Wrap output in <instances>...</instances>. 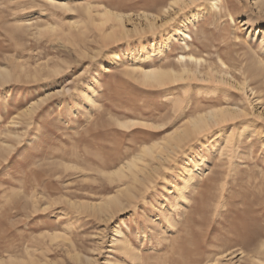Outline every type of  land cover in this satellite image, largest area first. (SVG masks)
Wrapping results in <instances>:
<instances>
[{"label": "rangeland", "instance_id": "374dc122", "mask_svg": "<svg viewBox=\"0 0 264 264\" xmlns=\"http://www.w3.org/2000/svg\"><path fill=\"white\" fill-rule=\"evenodd\" d=\"M59 1L71 9L0 0V264H264V1L199 6L190 51L175 31L190 7ZM103 8L124 29L100 25ZM182 53L223 82H142ZM234 105L237 120L184 136Z\"/></svg>", "mask_w": 264, "mask_h": 264}, {"label": "bare ground", "instance_id": "6f19581e", "mask_svg": "<svg viewBox=\"0 0 264 264\" xmlns=\"http://www.w3.org/2000/svg\"><path fill=\"white\" fill-rule=\"evenodd\" d=\"M47 1H50V2L54 1V3L56 2L59 5L65 7V8L71 9V7H69L68 4L65 3V2L62 3V1H59V0H47ZM80 1H82V0H80ZM155 1H165V0H155ZM198 1H201V0H179V1L171 0L170 2H160L158 4L159 8H157V12L158 13H162V14H170V13H172V15H173L175 13V9H176V11H181L182 9H185V8L188 9L189 7L191 8V7H194L196 5L195 7L198 8L196 11H192V9L189 8V13L190 14H185L186 12L184 14H182V16H183V20H182L183 21V25L178 26L176 28V30H175L177 33L180 34L181 39L183 40L182 41L183 48L186 49L187 51H190L191 46H192V44H189V42L187 40V38H189V40H192L190 34L188 32H186L187 29H188V26L189 25H191L193 27L196 26L195 25L196 20L198 21V19L203 15V10L204 9L200 8L199 6H202L203 4L205 5L206 3H208V9L210 10V12L213 13V15H216L217 12L219 13V10H220V7H219L220 0L201 1L202 4L199 3ZM195 2H197L199 4H196ZM77 6L79 8H82L83 11L88 16H90V14L92 12L91 2H89V3L87 2L86 4L79 3ZM95 11L99 13L98 14V18H99V24L100 25L112 23L111 27H115L116 26V27H118L120 29H124L123 28V21H125L126 17L123 14L111 12L110 10H108L106 8H103V10L96 9ZM140 16H143V18L146 19L147 22L149 20L148 16H149V18L150 17H152V18L154 17L153 14L148 15V16H146L144 14H141ZM150 20H151V18H150ZM199 22L200 21H198L197 23H199ZM148 26H149V28H152L153 24L151 23ZM47 27H50V26L48 25ZM114 34L111 31L108 35H106V40L107 41L115 40L116 38L114 37ZM178 59H179L178 61H179V64H180L179 67H178L179 68L178 71H175L173 69H158V68L142 69L140 71V73H139V77H140V79L142 80L143 83H150V84L151 83L152 84L155 83V84H160V85H164L163 84L164 82L167 83L166 80H169V81H174L176 79L182 80V79H185V77H197V76H198L197 77L198 79L203 80V81L213 78L214 80H216L218 82L219 81L223 82V79L217 78L216 75L212 72V70H210V68L206 69L207 66L203 68L204 71H201L200 70L201 59L198 58V57H195L193 54H191V53H182V54L179 55ZM1 76H3V74ZM237 85L241 89V91H243V93H244V89H246V87H247L245 85V83L244 82H240V83H237ZM239 108L240 107L237 108L234 105V108H229V107L214 108V109H211V110L206 111L205 113H201V114H200V112H198V113H196V115L192 116L189 119V121L186 124L185 129L183 128L184 129L183 130V134H184V136H187V135H190V134L200 133V132L206 130L212 124L214 126V125H218L220 123H225V122H228V121H232V120H234L236 118H239V117L242 116L241 115L242 109L240 110ZM125 123H127V121L120 122L121 125H124ZM247 136H246V138H247ZM227 138H228V136H227ZM227 138L225 140L226 143L228 142ZM239 138H240V136H239ZM145 150L150 152V151H152V147L146 148ZM237 151H238V153H241L239 150H237ZM227 152L228 151H226V153ZM231 161H232V159H231ZM193 162L198 163V160L193 159ZM134 166H135V159L129 161L125 165L126 168H132ZM113 173L120 176V169L114 171ZM201 173H203L201 168H195V170L188 172V178L192 179L196 175H198V176L201 175ZM115 204H116V199L115 198L109 199L108 201L105 202V205L108 206V207L109 206H113ZM258 243L260 244V249L264 248V241L260 240V242H258ZM13 264H16L15 261H13Z\"/></svg>", "mask_w": 264, "mask_h": 264}, {"label": "snow or ice", "instance_id": "6c2138e0", "mask_svg": "<svg viewBox=\"0 0 264 264\" xmlns=\"http://www.w3.org/2000/svg\"><path fill=\"white\" fill-rule=\"evenodd\" d=\"M195 150V148H193V151Z\"/></svg>", "mask_w": 264, "mask_h": 264}]
</instances>
